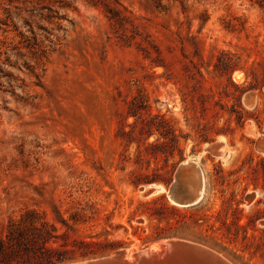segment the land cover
Instances as JSON below:
<instances>
[{
  "label": "rangeland",
  "instance_id": "1",
  "mask_svg": "<svg viewBox=\"0 0 264 264\" xmlns=\"http://www.w3.org/2000/svg\"><path fill=\"white\" fill-rule=\"evenodd\" d=\"M159 120L180 152L153 158ZM263 137L264 0H0V221L33 209L70 240L124 243L65 264L162 240L264 264ZM175 163L168 187L133 183ZM175 175L203 182L198 209L170 201ZM153 200L183 212L151 217Z\"/></svg>",
  "mask_w": 264,
  "mask_h": 264
},
{
  "label": "trees",
  "instance_id": "2",
  "mask_svg": "<svg viewBox=\"0 0 264 264\" xmlns=\"http://www.w3.org/2000/svg\"><path fill=\"white\" fill-rule=\"evenodd\" d=\"M244 92L245 90L242 91L240 95L234 96V108L230 111L231 115L236 116L238 124L244 119L242 112L243 108L241 105V96ZM137 98L138 97H135L129 105L130 111L128 114L139 119L138 115L140 114V111H143L147 106L145 101ZM204 111H206V109H204ZM156 131L159 133L160 137L153 143L145 144V152L152 150V153L149 154L152 155L153 158H158L159 156L158 152H155L154 150L159 151V149H163L167 146H170V148L174 147L172 149V155L175 154V151L180 152L178 146L175 145L176 135L174 134V131L167 128V124L164 120L158 121ZM122 133L123 135H129V133L126 132ZM215 133L219 134V131H216ZM152 134L153 130L148 133L147 137ZM161 139L164 141H160ZM201 139L204 142L212 140L207 132L201 134ZM167 140L171 143L168 144ZM137 151L139 154L143 153L142 146L139 142ZM182 157L183 156L180 154L181 159ZM176 167L177 163L172 165V169L168 172V176L155 174L152 178L147 177L133 183L136 187L142 183H163L168 187L172 181ZM163 198L165 199V196H163ZM145 205L151 206V209H154L150 216L156 218H162V210L164 209L180 213L183 212L176 206L169 204L167 201L160 207H156V200L147 202ZM200 205L201 203L189 207L187 211L196 210ZM75 221H79V219ZM168 236H171V234L157 232L154 238L163 239ZM58 245L63 247V249H60ZM123 245L124 243L120 241H97L93 239L70 240L67 238V234H58L57 227L50 223L42 214H40V212L33 209L26 210L19 219L11 218L6 225L0 221V264H65L71 261L94 258L115 251Z\"/></svg>",
  "mask_w": 264,
  "mask_h": 264
},
{
  "label": "bare ground",
  "instance_id": "3",
  "mask_svg": "<svg viewBox=\"0 0 264 264\" xmlns=\"http://www.w3.org/2000/svg\"><path fill=\"white\" fill-rule=\"evenodd\" d=\"M248 96H249L248 94L244 96L245 97L244 102L250 104L252 102V100L250 99H252L253 97H250L249 99ZM262 147H264V145ZM188 164H189V160L185 161L182 164V166H187ZM181 171L182 169L179 170V172ZM199 186H200V191L203 193L204 191L203 182L200 183ZM193 190L194 192H197L198 188L195 187ZM201 192H200V196L197 197V201L200 200V198H202ZM169 199L173 204H176L177 206L180 205V201L178 199H174L170 195H169ZM78 264H232V263L229 262L222 255L218 254L217 252L205 246H201L198 244H194L187 241H181V240H162L155 243H151L143 249L142 248L138 249V252L136 253H134L132 250L129 251L126 250L122 252H117L112 256H110L109 258L85 261Z\"/></svg>",
  "mask_w": 264,
  "mask_h": 264
},
{
  "label": "water",
  "instance_id": "4",
  "mask_svg": "<svg viewBox=\"0 0 264 264\" xmlns=\"http://www.w3.org/2000/svg\"><path fill=\"white\" fill-rule=\"evenodd\" d=\"M248 97L250 99V96H248ZM189 164H190V162H189ZM181 167L182 166H180L179 170L182 169ZM185 182H186V184H185ZM188 183H189L188 180H186L185 178L180 177L178 175H175V178L173 179V182H172L171 187L169 189V191H170L169 195L172 196L174 199H178L180 201V205H178V206L192 207L194 205H197L202 199V198H200V200L197 201V197L200 196V192H201L200 186H194L192 188H188L187 187ZM195 187L198 188L197 192H194V190H193ZM106 258H109V257H106Z\"/></svg>",
  "mask_w": 264,
  "mask_h": 264
}]
</instances>
